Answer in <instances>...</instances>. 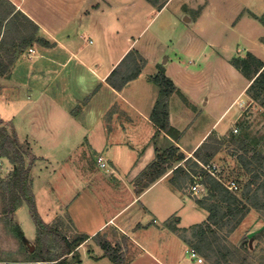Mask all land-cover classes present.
<instances>
[{
    "label": "crops",
    "instance_id": "0c3cea01",
    "mask_svg": "<svg viewBox=\"0 0 264 264\" xmlns=\"http://www.w3.org/2000/svg\"><path fill=\"white\" fill-rule=\"evenodd\" d=\"M10 1L18 11L37 25L36 38L39 40L28 47L18 49L9 74L0 79L13 86L18 98L21 93L26 92L29 98L34 95V104L40 101L45 103L49 111L46 114L48 133L56 130L60 135L57 130L63 129L65 122L66 125L72 123L73 126H78L77 130L82 131V137L80 136L78 141L88 142L98 155L99 162L100 157H103L110 175L117 172L127 173L122 179L127 180L130 190L134 184H139V181L145 180L147 183L143 182L144 186L138 188V193L132 195L131 201L125 207L139 206L130 222L117 225L116 228L121 233H95L108 222L116 224L113 216L94 233H74L72 239L67 233H62L70 241L77 238L76 234L87 238L63 256L60 262L36 260L34 254L40 250V243L38 233H35L38 227L31 220V211L29 213L30 207L24 199L15 200L16 203L12 202L13 200L8 202L7 195L14 171L10 176H7V171L16 168L17 164L0 155L1 160L12 164V167L1 169L0 172V221H9L12 223L11 227L16 226L20 232L0 233V264H117L106 253L105 248L111 253L112 249L121 253L124 257L121 262L125 264H135L146 256L160 264H182L177 254L185 250L195 251L204 258L202 262L193 260L192 264H205L208 258L207 264H217V257L208 254L214 251L220 253L222 249L226 252L227 248H240L238 235L242 233H159L164 228L162 221L155 218L153 225L140 221L143 212L154 215L156 212L157 217L164 219L159 212V207H163L165 203L164 198L159 199V194H155V190L162 187L177 198L184 196L189 199L188 202H191L193 208L202 212L204 222H209L210 212L199 202L203 197L186 191V185L180 188L174 183L173 175L177 166L186 167L185 159L195 157L193 153L197 148L247 96V87L252 80L233 65L234 58H227L226 62L235 73L243 76L237 77L242 84L236 89L237 94L232 100L219 109L218 101L212 99L207 91L208 83L203 85L201 90L198 89L199 83L194 76L197 69L195 62L193 65H187L184 59H179L178 56L174 59L168 56L163 61L159 57H150L148 46L140 39L144 26L139 28L140 31H137L134 37L129 35V28L135 23L131 17L127 19L125 14L122 16L113 3L123 0H108V4L103 2L105 7L101 0H73L72 8H67L64 3L67 0H48L51 2L45 4L43 15L26 7L27 0ZM141 1L145 4L152 2ZM169 1L160 6L158 13ZM53 3H61L58 10H53ZM83 3L90 5L84 6ZM92 5L97 8L93 13L89 10ZM125 8L130 9L131 5ZM69 11L70 19L63 20L68 17ZM124 18L126 19L120 22ZM2 33L3 30L0 35ZM114 34H120V37L117 40L112 39L111 35ZM86 37L89 43L79 41ZM252 41L256 42L255 49H243L237 54L244 56L250 52L264 61L261 36H253ZM120 45L124 48L117 54ZM86 47L93 49L90 48L88 53H84ZM130 54H133L131 62L109 78L112 71H117ZM102 55L107 56L106 63L104 59L101 60ZM34 61L36 63L33 67L31 64ZM104 65L105 70L101 71ZM36 72L41 75L35 74ZM129 74L131 78L124 82ZM160 74L165 75L175 87L167 98V111L170 125L178 132L177 137L163 130L152 118L155 106L162 97V86L157 82V76ZM22 75L26 77H21ZM112 83L121 87L117 88ZM209 109L212 115H206ZM206 116L216 118L198 134V124ZM157 118L166 119L165 110L160 112ZM55 126L60 128L56 129ZM19 136L24 141L33 140L34 144L39 142L37 138L32 137L31 131L25 130ZM60 136L62 139L66 138L63 137L66 135ZM172 148H175L172 151L173 158H161L162 154ZM31 152L36 154V159L32 168H29V183L38 204L39 191L47 190V184L42 180L41 172H36V165L39 158L45 157L37 154L33 146ZM178 155H184V158L179 160ZM28 157L29 154H25V158ZM171 161H175L174 167L169 165ZM10 206L13 207L11 210ZM149 228L153 233H147ZM129 230L134 232L129 233ZM229 238L233 242H229ZM51 244L54 253L60 252L55 242L52 241ZM229 261L232 260L228 259L227 263Z\"/></svg>",
    "mask_w": 264,
    "mask_h": 264
},
{
    "label": "rangeland",
    "instance_id": "374dc122",
    "mask_svg": "<svg viewBox=\"0 0 264 264\" xmlns=\"http://www.w3.org/2000/svg\"><path fill=\"white\" fill-rule=\"evenodd\" d=\"M71 1L73 0L64 1L67 8H72L74 2ZM151 1L150 4H145L141 0H123L120 3L117 1L113 3L115 9L122 16L125 14L127 19L129 17L133 19L135 24L129 28L131 37L137 35L144 26V32L140 39L148 46L150 57H159L163 61L168 56L172 59L178 56L179 59H184L183 61L187 65H193L192 63L195 62L197 69L194 76L197 77L196 80L199 83L198 89L201 90V87L208 83L209 90L207 89V91L211 94L212 99L215 98L218 101L217 107L221 109L237 94L235 91L242 84V81L237 77H243L235 73L231 65L227 64V58L248 57L250 52L244 56L237 53L243 49L251 50L257 47L256 42L252 41L253 36L260 35L264 46V0H170L160 13H158L160 6L168 0ZM48 2L50 4L51 1L27 0L25 3L26 7L28 6L34 12L43 15L45 4ZM101 2L104 7L103 2L108 4V0H101ZM129 4L131 8L126 9L125 7ZM59 5L61 3H53L51 7L53 10H58ZM83 5L89 6L90 4L83 3ZM95 9L97 11V8L92 5L89 10L93 13ZM67 15L68 17L63 20L70 19V11ZM16 21L23 22V19L20 20L17 17ZM22 27L21 25L20 28ZM5 29L6 23L4 31ZM111 36L112 39L117 40L120 34ZM79 41L84 44L89 43L87 37L81 38ZM120 46L121 48L117 49V54L124 48V46ZM5 48L1 42L0 54L6 61L8 69L0 77H7L12 66L11 54L7 53ZM90 48L86 47L84 53L93 49ZM132 55L128 56L117 72L123 70L131 62ZM106 58L107 56H101V60L104 59L105 63ZM35 63L34 61L31 66L34 67ZM105 65L101 71L105 70ZM35 74L41 75L40 72ZM21 77H26V75ZM257 89L252 90L251 95L247 93V96L243 98L246 102L242 105L237 104L208 138L209 142L214 144H216L215 139L220 140L221 142L218 144L220 150L207 163H203L197 157H192L189 162H184L194 175H200L199 180L203 184V189L199 195L203 197L207 206L217 198L211 195L209 183L204 182L207 174L201 173V168L213 177H220L227 181L236 180L240 184V188L232 194L249 205L245 218L231 230L232 223L236 222L238 218L237 208H234L228 216L221 220V224L215 225L210 221L206 223L202 212L193 208L191 202H188L189 199L184 196L177 198L171 192L164 191L162 187H159V191L155 190V194H159V199L164 198L163 207H159V212L164 219L157 217L156 212L155 215L143 212L140 220L142 223H152V225L155 218L162 221L164 228L159 233H242L238 235L241 247L237 250L227 248L226 252L222 249L218 253L214 251L217 249H212L214 252L209 256L217 257V264H264V191L259 188L261 197L258 203L262 206L261 208L253 206L252 202L243 195L244 187L250 181H254L252 184L254 189L259 186L264 180V171L259 172L260 177L255 181L253 173L246 170L238 160L239 154L244 152H247V155H252L254 151L264 153V91ZM255 93L260 94L258 99L252 96ZM19 97L12 85L0 79V118L3 120L0 129H7L9 134L15 138L20 149L26 155L29 154V157L25 158V166L32 168L36 159V154L31 152L32 146L37 154L45 157L39 158L36 165V172H41L40 176L47 184L45 188L47 190H40L37 199L39 214L52 227L45 233H67L72 239L75 236L74 233H80V235L94 233L113 216L116 224L108 222L95 233H121L116 228L117 225L130 222L136 215L139 206L125 207L131 201L132 195L138 193V188L144 186L145 180L134 184L130 190L127 180L122 179L123 176H127V173L117 172L110 175L106 170L108 165H100L98 155L90 144L78 141V138L82 137V131L77 130L78 126H73L72 123H68V126L65 122L63 129L57 130L60 135H66L63 136L66 137L65 139H62L56 130L48 133L46 114L49 111H47L45 103L40 101L38 104H34V95L29 98V94L26 92L21 93ZM18 99H20L19 102ZM25 107L27 108L24 111ZM206 115H212V111L209 109ZM214 119L204 117L203 121L198 124V134ZM237 124L240 131L236 135H242L245 138L243 145L240 142L232 141V131ZM55 127L56 129L60 128L59 126ZM25 130L26 132L31 131L32 137L37 138L39 142L34 144L33 140L31 142L22 140L19 135H22ZM235 150L238 153H234ZM201 153H208L207 148H202ZM194 163H198L201 168ZM11 165L0 159V172L1 169L12 167ZM169 165L174 167L175 161H171ZM183 167L185 168V166ZM14 170L15 168L11 171L9 169L7 176H10ZM185 171H187L186 168ZM256 171L258 170L254 172ZM191 177L192 179L188 178L186 191H191V185L196 179L195 176L191 175ZM221 205L223 211L228 210L226 204L222 203ZM239 207H242L241 203ZM31 220L37 226L32 214ZM11 225L12 223L9 221L1 220L0 233H12L13 231L20 233L16 226L11 227ZM133 232V230H129V233ZM35 233H40L38 228ZM147 233L153 232L149 228ZM80 235L76 234V237ZM229 240V242H233L230 238ZM112 253L119 261L124 260L121 253L113 249ZM191 254V250L179 251L177 258L182 260V264H192L191 262L197 261V259ZM228 259L232 261L227 263ZM208 260L209 258L205 264L208 263ZM135 264L160 263L146 256Z\"/></svg>",
    "mask_w": 264,
    "mask_h": 264
},
{
    "label": "trees",
    "instance_id": "16d2710c",
    "mask_svg": "<svg viewBox=\"0 0 264 264\" xmlns=\"http://www.w3.org/2000/svg\"><path fill=\"white\" fill-rule=\"evenodd\" d=\"M17 17H19L20 20L23 19V22L16 21ZM5 23L6 29L4 31ZM21 25L23 26L22 28H20ZM37 29V25L30 21V19H28L21 11H18L16 6L10 0H0V32L3 30L0 43L2 42L3 46L6 47L4 50L11 54L12 63L15 61L18 49L20 50L28 47L34 41L39 40L36 38ZM232 63L246 76L251 78L252 82L247 88V93L249 95H251L252 90L255 88H258V91H264V62L260 58L250 53L246 58H234ZM7 69V63L0 54V75L4 74ZM116 72L117 71L113 70L109 78H112ZM130 78V74L127 75L124 79V82H127ZM157 82L162 86V97L155 106L152 118L163 130L177 137L178 132L170 125L167 111V98L171 92L175 90L174 84L163 74L157 76ZM113 85L117 88L121 87V85ZM259 95L255 93L252 96L255 99H258ZM163 110H165L166 119L161 120L160 118H157V116ZM2 123L3 120L0 118V124ZM244 140L245 138H243L242 135L238 136L235 133H232L233 142H240L243 145ZM220 142V140L215 139L216 144L210 143L209 139L207 138L206 141H204L203 144H201L193 154L203 163H207L208 160L220 150V146L218 145ZM205 147L207 148L208 153L202 154L201 150ZM174 150L175 148L166 151L164 154H162L161 158L167 160L168 157H172V151ZM233 152L238 153L236 150ZM0 155L8 157L12 163L17 164L11 177V186L7 195L9 197L8 202H11L12 200V202L15 200L21 201L24 199L28 203L31 214L37 223L38 230L40 232L38 233L40 250L34 254L35 259L60 262L63 256L73 251L80 244V242L84 241L87 237L80 236L70 241L61 233H45L46 230L50 231L52 227L51 225L47 224L39 214L35 195L29 183V167L25 166V153L20 149L15 138L9 134L7 129L4 128L0 129ZM183 158L184 155H178L177 159L182 160ZM238 158L239 162L242 163L244 168L253 173L254 180L256 181V179L260 177L259 172L264 171V153L262 151H254L252 155H247V152H244L239 154ZM185 161L189 162L190 158L185 159ZM194 164L201 168L198 163ZM183 168V166H177L176 169H174L173 175L174 183L180 188H184V186L187 184L188 178L192 179L191 175L196 176L189 167H185L187 171H185ZM255 170L258 171L254 172ZM204 172L207 174L204 182L209 183L211 195H214V197L217 199H215V201H213L209 206L206 205L203 199H200V204L209 210V221L215 225L221 224V220L228 216L229 212H231L234 208H237L236 215H238V218L237 221L233 222L231 226V230L234 229L237 223L241 222L247 215L249 205L246 202L241 201L238 196L232 194V192L224 185L223 182L219 180V178L213 177L210 173H207L203 168H201V173ZM253 182L254 181H250L244 187L243 195L252 202L253 206L256 208H261L262 206L258 203V201L261 197L260 189L264 191V180L255 189L252 187ZM222 203L226 204L228 207L227 211L222 210ZM240 203L242 206L241 208L239 207ZM12 208L13 207L10 206L9 209L11 210ZM52 241L55 242L58 248H60V252H53L54 247L51 244ZM105 250L106 253L117 262V264H125V262L119 261L109 249L105 248Z\"/></svg>",
    "mask_w": 264,
    "mask_h": 264
},
{
    "label": "built area",
    "instance_id": "2783aa9c",
    "mask_svg": "<svg viewBox=\"0 0 264 264\" xmlns=\"http://www.w3.org/2000/svg\"><path fill=\"white\" fill-rule=\"evenodd\" d=\"M246 101H244L243 99H242V101L239 103V104H241L242 105V103H245ZM253 102V101H252ZM240 131V127L238 126V124L237 125H235L234 126V128H233V131H232V133H238ZM100 165L101 166H105L106 165V163L105 162H103V157H100ZM213 174H215L214 172H213ZM199 175H196L195 176V180L193 181V184L191 185V191L194 193V194H199L201 191H202V189H203V184H202V182L199 180ZM219 178V180L221 181V182H223L224 183V185L231 191V192H233V193H236L237 192V190H239V188H240V185H239V183L236 181V180H230V181H227V180H223L222 178H220V177H218ZM192 257H194V258H196L199 262H202L203 260H204V258L202 257V256H200L197 252H195V251H192Z\"/></svg>",
    "mask_w": 264,
    "mask_h": 264
},
{
    "label": "bare ground",
    "instance_id": "6f19581e",
    "mask_svg": "<svg viewBox=\"0 0 264 264\" xmlns=\"http://www.w3.org/2000/svg\"><path fill=\"white\" fill-rule=\"evenodd\" d=\"M250 84V83H249ZM248 85V84H247ZM248 88V87H247Z\"/></svg>",
    "mask_w": 264,
    "mask_h": 264
}]
</instances>
